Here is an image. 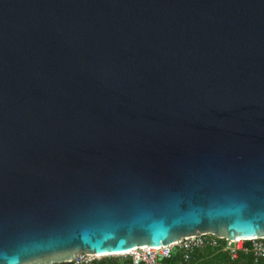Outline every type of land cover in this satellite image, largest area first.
Listing matches in <instances>:
<instances>
[{"label": "water", "instance_id": "obj_1", "mask_svg": "<svg viewBox=\"0 0 264 264\" xmlns=\"http://www.w3.org/2000/svg\"><path fill=\"white\" fill-rule=\"evenodd\" d=\"M264 238V0H0V264Z\"/></svg>", "mask_w": 264, "mask_h": 264}, {"label": "built area", "instance_id": "obj_2", "mask_svg": "<svg viewBox=\"0 0 264 264\" xmlns=\"http://www.w3.org/2000/svg\"><path fill=\"white\" fill-rule=\"evenodd\" d=\"M207 246H223L224 249L230 251L233 259L237 258L239 251L251 252L256 262L264 258V238L230 240L217 237L212 233H198L183 237L171 244L161 246L141 245L116 255L103 256L83 252L68 263L98 264L106 257H115L120 259L130 258L134 264H193L194 253ZM178 253V259L173 260Z\"/></svg>", "mask_w": 264, "mask_h": 264}, {"label": "trees", "instance_id": "obj_3", "mask_svg": "<svg viewBox=\"0 0 264 264\" xmlns=\"http://www.w3.org/2000/svg\"><path fill=\"white\" fill-rule=\"evenodd\" d=\"M179 253L173 260H177ZM58 264H69L58 263ZM98 264H134L130 258L120 259L115 257H106ZM193 264H264V258L255 261L251 252L239 251L237 258H232L229 250L220 247L207 246L194 253Z\"/></svg>", "mask_w": 264, "mask_h": 264}]
</instances>
